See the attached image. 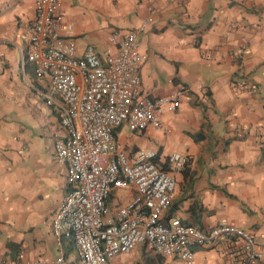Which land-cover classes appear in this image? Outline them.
Masks as SVG:
<instances>
[{
	"label": "crops",
	"instance_id": "obj_1",
	"mask_svg": "<svg viewBox=\"0 0 264 264\" xmlns=\"http://www.w3.org/2000/svg\"><path fill=\"white\" fill-rule=\"evenodd\" d=\"M37 0H0V264L41 260L82 264L76 244L59 246L52 224L68 190L67 168L55 155L65 133L59 98L48 78L28 62L30 26ZM73 24L79 54L100 52L116 30L128 31L151 15L139 43L145 55L142 95L160 98L181 86L190 91L181 109L165 111L169 134L127 125L116 133L129 155L156 153L170 169L175 153L188 157L176 174L177 189L166 219L208 231L220 222L247 229L264 249V0H60ZM45 94L56 104L49 106ZM132 190L115 192L117 206ZM191 264H227L235 245H194ZM133 264H189L164 258L144 245ZM256 264H264V259Z\"/></svg>",
	"mask_w": 264,
	"mask_h": 264
},
{
	"label": "built area",
	"instance_id": "obj_2",
	"mask_svg": "<svg viewBox=\"0 0 264 264\" xmlns=\"http://www.w3.org/2000/svg\"><path fill=\"white\" fill-rule=\"evenodd\" d=\"M148 10L151 15L137 27L114 31L104 51L89 45L79 54L73 24L60 0L36 2L26 60L35 64L37 78L49 79L62 103L65 131L55 138V155L67 168L68 190L54 216L53 234L59 246L64 239L74 241L82 264H133L129 260L140 245L191 264L194 245L225 243L238 248L227 264H256L264 259V249L251 231L227 222L202 231L178 218L166 219L176 195V174L188 164L186 155L173 153L165 170L152 150L129 155L118 147L116 133L124 125L134 133L153 127L169 134L161 116L180 110L190 91L181 86L160 98L142 95L145 55L139 38L152 21L153 6ZM45 97L49 106L56 104L48 94ZM127 189L132 198L111 206V196ZM59 251L56 264H63Z\"/></svg>",
	"mask_w": 264,
	"mask_h": 264
}]
</instances>
